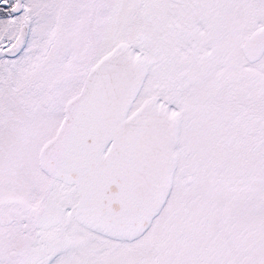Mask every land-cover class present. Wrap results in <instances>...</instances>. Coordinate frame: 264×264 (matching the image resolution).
Returning <instances> with one entry per match:
<instances>
[{
  "label": "snow or ice",
  "instance_id": "1",
  "mask_svg": "<svg viewBox=\"0 0 264 264\" xmlns=\"http://www.w3.org/2000/svg\"><path fill=\"white\" fill-rule=\"evenodd\" d=\"M0 264H264V0H0Z\"/></svg>",
  "mask_w": 264,
  "mask_h": 264
}]
</instances>
